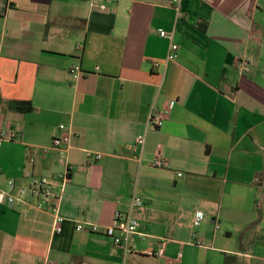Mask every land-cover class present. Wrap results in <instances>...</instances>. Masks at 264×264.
Here are the masks:
<instances>
[{"label": "crops", "instance_id": "0c3cea01", "mask_svg": "<svg viewBox=\"0 0 264 264\" xmlns=\"http://www.w3.org/2000/svg\"><path fill=\"white\" fill-rule=\"evenodd\" d=\"M0 99V130L19 135L0 146V187L67 176L61 233L29 196L0 208V264H264V0H0ZM133 195L134 251L77 231Z\"/></svg>", "mask_w": 264, "mask_h": 264}, {"label": "built area", "instance_id": "2783aa9c", "mask_svg": "<svg viewBox=\"0 0 264 264\" xmlns=\"http://www.w3.org/2000/svg\"><path fill=\"white\" fill-rule=\"evenodd\" d=\"M179 3V0H172V4L176 6ZM162 38L168 39L171 42L170 51L167 57L168 62L176 61L179 56V47L173 43V34H169L165 31L160 33ZM81 74L80 67H75L72 70V75L74 78H78ZM163 124V117L160 115H151L150 125L157 129ZM64 129V126L61 127ZM19 140V135L15 130L1 129L0 130V146L4 142H15ZM72 140V135L67 134L61 138H56L53 140L52 148H60L64 144H69ZM145 143L144 137H139L137 139V146L143 147ZM49 149L45 148L44 152L48 153ZM88 158H94L101 160L103 156L101 154L88 153ZM30 161H33L31 159ZM154 167L158 168H168L169 163L163 159L161 154H158L155 161ZM1 172V167H0ZM179 177H182L183 174L179 173ZM29 178V184L26 187H17L15 181L9 182V188L3 189L0 187V208L2 207H12L19 202H23L19 196H29L35 201V208L44 211L50 212L55 221V232H62V225L65 221V218L59 214V202L60 194L59 188L62 186L64 181H66L67 176H62L61 180H49V179H38L34 178L30 173L27 174ZM144 206V201L142 198L137 195H133L130 200V209L123 213L117 212L114 218L112 225L107 227H101L98 225H90L79 223L76 227L77 231L87 232L92 234L103 233L112 241L115 245L120 246L126 253L132 252L136 249V246L132 244V237L140 234L141 224L136 219L135 213L138 212ZM204 220V214L202 212H197L195 214L194 225L200 226ZM217 229H220V226L217 225ZM163 249H160L158 255H163ZM48 264V263H45Z\"/></svg>", "mask_w": 264, "mask_h": 264}, {"label": "trees", "instance_id": "16d2710c", "mask_svg": "<svg viewBox=\"0 0 264 264\" xmlns=\"http://www.w3.org/2000/svg\"><path fill=\"white\" fill-rule=\"evenodd\" d=\"M3 103L4 102L0 99V105ZM6 104H7L8 110H10L12 112L27 114V113L33 111V107L30 103L12 101V102H7ZM236 261H237L236 255H227V259H226L225 264H237Z\"/></svg>", "mask_w": 264, "mask_h": 264}, {"label": "rangeland", "instance_id": "374dc122", "mask_svg": "<svg viewBox=\"0 0 264 264\" xmlns=\"http://www.w3.org/2000/svg\"><path fill=\"white\" fill-rule=\"evenodd\" d=\"M128 259L129 260L126 264H157L152 260V258H148L147 256L137 252H133V254L130 253Z\"/></svg>", "mask_w": 264, "mask_h": 264}]
</instances>
